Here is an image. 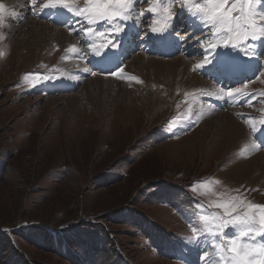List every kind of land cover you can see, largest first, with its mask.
<instances>
[{
    "label": "rangeland",
    "instance_id": "rangeland-1",
    "mask_svg": "<svg viewBox=\"0 0 264 264\" xmlns=\"http://www.w3.org/2000/svg\"><path fill=\"white\" fill-rule=\"evenodd\" d=\"M79 3L84 6V0ZM154 5L155 0H133V9ZM168 5L173 15L187 11L182 0H159L160 7ZM6 9L0 27V231L14 235L42 227L52 236L65 231L70 239L56 244L68 261L17 236L15 248L26 264H211L213 257L214 264H222L215 247L226 251L241 226L209 232L200 217L223 214L213 205L234 197L264 205V125L259 122L264 119V38L213 48L216 38L204 22L207 30L198 46L192 40L202 34L184 42L193 43L197 54L170 57L158 66L152 58L146 63L134 58L126 68L131 79L87 77L73 85L74 91L45 95L37 90L58 72L54 61L67 62L62 71L74 76L77 66L64 53L74 38L31 16L19 25ZM255 13L264 15V0ZM154 15L160 16L148 12ZM121 25L90 27L109 31ZM76 41L71 44L77 48ZM176 62L182 67L174 73ZM243 62L260 67L261 77L252 81L253 73L240 74L232 80L250 83L226 92L221 81L232 76L230 65ZM203 69L211 71L202 74ZM213 97L223 98L224 107L210 109ZM233 98L246 101L229 103ZM201 107L211 111L201 117ZM230 110L238 127L224 123ZM242 242L264 244V235Z\"/></svg>",
    "mask_w": 264,
    "mask_h": 264
},
{
    "label": "snow or ice",
    "instance_id": "snow-or-ice-1",
    "mask_svg": "<svg viewBox=\"0 0 264 264\" xmlns=\"http://www.w3.org/2000/svg\"><path fill=\"white\" fill-rule=\"evenodd\" d=\"M260 0H182V7L194 16L210 25L216 42L212 44L213 48L232 47L237 48L249 41H255L264 38V15L256 16L255 8ZM33 6L35 0H32ZM79 0H46L44 9H66L75 17L83 18L88 25H94L98 22H105L110 25L126 21L132 17L133 0H84V6L78 7ZM148 12L158 14L163 19L155 21L156 24L167 26L168 22L175 19L170 5L159 6V0H155V5L147 9ZM9 15L4 3L0 2V27L5 24V18ZM153 33L161 31V28L153 27ZM92 28H88L85 35L91 36ZM99 37H104V33H98ZM0 35V39H2ZM69 53H77L76 46L67 49ZM98 53L97 49H94ZM4 53L0 52V56ZM202 68L203 65H197ZM87 71V69H85ZM122 71V69H121ZM37 80L41 79L39 74ZM119 76L120 73L116 72ZM240 92V89H236ZM207 94V93H202ZM232 97L233 93H227ZM243 95H248L243 93ZM264 125V119L259 121ZM255 131V128H253ZM216 209H222L223 214L217 213L209 217L202 215L200 220L204 222L207 231L213 229L218 233L228 224H238L241 230L237 238L228 241L227 249L224 246L217 245V250L221 253L223 264H264V244L242 242L245 237H255L264 235V205L248 203L240 197H234L232 200L224 203H215ZM243 209V211H241ZM249 249H259L252 255H247Z\"/></svg>",
    "mask_w": 264,
    "mask_h": 264
},
{
    "label": "crops",
    "instance_id": "crops-1",
    "mask_svg": "<svg viewBox=\"0 0 264 264\" xmlns=\"http://www.w3.org/2000/svg\"><path fill=\"white\" fill-rule=\"evenodd\" d=\"M79 4L80 3H78V5ZM57 12L59 13V16L53 17V21L55 23V25H53V27L64 29V30H66V32L69 35H71L72 31L71 30L69 31L65 27V25L68 22V20L73 16V14L68 12L66 9H62L61 11H57ZM186 16L192 22L194 29H199L200 27H202L203 30L206 29L204 22L201 21L198 16H194L186 10H179L178 12H176L174 14L175 19L169 21L167 26H162L160 24H156L155 23L156 20L163 19V18H162V16L154 15L155 19H154V23L152 24V28L153 27L161 28V34L163 36L162 38L165 40V46L173 45L174 40L177 44L184 43L185 39H187L186 41L189 42V39L192 36V34L190 32L183 30L181 33L180 32L175 33L172 31L173 29L180 27V26L183 28L189 27L188 25H185L186 22H185V24H183L184 23L183 21H184ZM149 17L150 16H148L147 10H141V9H135L134 8L132 10V17L129 20L121 21V24H122L120 26L121 30L114 34L116 40H118L120 37H125L129 33H132L135 31L138 32V30L145 29V24H146V21ZM60 24L63 25V28L60 27ZM191 26L192 25H190V27ZM205 34L206 33H203V35H205ZM197 36H199V33L197 34ZM88 37H90L94 41H96V38L98 37V35L97 34H91V36H88ZM201 38H204V37H201ZM198 39H199V37L197 38V40ZM56 43H58V42H56ZM71 46H73V45L69 44L68 47L66 48V50L64 52L65 58L67 60H74V61H77L78 63L82 64L81 60L78 58L77 53L67 52V49ZM94 49H97L98 53L96 51H94ZM133 50L130 51V53H132ZM92 54H93L94 61L100 66V68L103 72V74L97 75V76L102 77V78H109V79L110 78H116V79H131V78H133V75L131 73L127 72L126 68H127L128 63H130L134 58L143 56L146 60H148L147 58H155V59L164 60V59H161L160 57L149 55L147 52L139 51L137 53H134L132 55L131 59H129L127 61V63L125 64L121 59L122 56L124 55L121 48H119L118 46H116L114 48H108L107 46L102 47L101 45H99L97 43H94L92 46ZM54 62L59 65V70H58V72H56V74L58 76L57 83L58 84L61 83V85L72 84L66 80L65 75L62 71V68L67 69L68 65L65 66L64 63H62L58 60L54 61ZM114 68H118V72L120 73L119 76L115 75V73L113 71ZM85 69H86V67L84 69H81V70H76L74 72V76H79V74H83L86 71ZM121 69H122V71H121Z\"/></svg>",
    "mask_w": 264,
    "mask_h": 264
},
{
    "label": "trees",
    "instance_id": "trees-1",
    "mask_svg": "<svg viewBox=\"0 0 264 264\" xmlns=\"http://www.w3.org/2000/svg\"><path fill=\"white\" fill-rule=\"evenodd\" d=\"M20 231L21 230L15 232L14 235L12 234V232H8V230L0 231V263L1 264H26L27 263V260L24 257V255L21 254L15 248V239L17 236L21 237L23 241L30 243L32 246L36 248L37 247H40L42 249L50 248V251H52L53 253H56L59 256H62L68 261H70L69 258H67L66 255H64L61 252L60 249H56V244H58L60 240H64V241L70 240L69 237L65 236L64 234L65 231H61L56 236H52L42 227L40 228L35 227V228H30V229L26 228V231H23V232H20ZM70 244H73L74 246H76L74 242L69 243V245ZM87 247L90 249H95L94 244L92 246H88L87 244ZM120 263L121 262L119 263L116 262L115 264H120ZM29 264H32V262H30Z\"/></svg>",
    "mask_w": 264,
    "mask_h": 264
},
{
    "label": "bare ground",
    "instance_id": "bare-ground-1",
    "mask_svg": "<svg viewBox=\"0 0 264 264\" xmlns=\"http://www.w3.org/2000/svg\"><path fill=\"white\" fill-rule=\"evenodd\" d=\"M5 2V5L9 8V11L10 12H13V14H16V15H14L13 17H11V18H13V19H15V20H17L16 21V23L17 24H19V25H22V24H20L21 22H23V20L26 18V16L28 15V12H26V11H29L28 10V6H27V9L25 10V4H26V2H27V0H5L4 1ZM16 4H19V6L17 7L18 8V13H16L15 12V9H17V8H15V5ZM20 11V12H19ZM19 14H21L20 16H21V19L19 18ZM37 22V21H36ZM37 24H38V22H37ZM36 24V25H37ZM39 25V24H38ZM41 27H42V25H41ZM56 28V27H55ZM58 29H60L61 30V33L60 34H62V31H64V29H61V28H58ZM51 30H53V29H51ZM55 31V30H54ZM42 32V31H41ZM56 32V31H55ZM38 33V32H37ZM44 35V34H43ZM57 35H59V34H57ZM69 35V34H68ZM63 38L65 39V40H67L68 39V37H67V35H66V33H63ZM62 38V36H61V40L63 39ZM70 39V38H69ZM74 40V39H73ZM73 40H72V42H73ZM56 41V40H55ZM69 40H67V42H68ZM66 42V41H65ZM66 42V43H67ZM71 42V40H70V44L72 43ZM77 42V41H76ZM60 43H61V41H60ZM65 44V43H64ZM77 45L79 44V43H76ZM67 48V47H66ZM77 48H81V46H79V47H77ZM31 56H33V55H31ZM30 56V57H31ZM29 57V58H30ZM32 58V57H31ZM56 59V58H55ZM135 59H137L138 61H140V63H146L148 60H146L143 56H141V58L139 57V58H135ZM134 59V60H135ZM148 59V58H147ZM65 60V59H64ZM133 60V61H134ZM175 60V59H174ZM178 60H179V58H178ZM177 60V61H178ZM152 61H154L155 62V64L158 66L161 62H163L164 60H160V59H155V58H152V60H150V62H152ZM156 61H158V62H156ZM173 61V60H172ZM65 62V61H64ZM69 62V61H68ZM171 62V61H170ZM67 62H65L64 64H66ZM71 65H74L75 67L77 66V70H81V69H84L85 67L82 65V64H80V63H78L77 61H74V60H70V62H69ZM139 64V63H138ZM67 65V64H66ZM65 65V66H66ZM143 65V64H142ZM148 65V64H147ZM146 65V66H147ZM161 65V64H160ZM144 66V65H143ZM73 67V66H72ZM151 67H152V65H151ZM164 67V66H163ZM166 67V66H165ZM182 66H181V62H176V63H174V68H173V70L172 71H174V73H176V71L178 72V70H180V68H181ZM188 67V66H187ZM139 68V67H138ZM146 67H144V69H145ZM149 68V67H148ZM148 68H147V71H148ZM185 68V67H184ZM74 69V68H73ZM140 69H142V68H140ZM67 71V70H66ZM152 71V70H151ZM157 71H160V67H158V69H157ZM188 71V70H187ZM184 72V71H183ZM173 73V72H172ZM195 75V74H194ZM98 77V76H97ZM197 77V76H196ZM66 78V80L68 81V82H70V83H75V82H77V81H79V80H82L79 76H73V75H71V74H69L68 75V77H65ZM98 78H100L99 79V81L101 80V78L102 77H98ZM199 78V77H198ZM103 79V78H102ZM196 79V78H195ZM194 80V79H193ZM198 80H200V79H198ZM102 81V80H101ZM196 81V80H195ZM207 84V86H210V87H212V85L211 84H209V83H206ZM205 84V85H206ZM199 85V84H198ZM202 85V84H201ZM219 92V91H218ZM221 94V93H220ZM217 95H218V93H217ZM217 100H218V98H217ZM213 106V105H212ZM212 106H211V108L210 109H212ZM214 107V106H213ZM201 108L203 109V111H201L200 112V110H201ZM200 108V110H199V116H201V115H205V112H209V111H211V110H208L206 107H201ZM215 111V110H214ZM215 112H217V111H215ZM231 112H233V110L231 111H228L227 112V115H226V118H225V122L224 123H228V126H234L235 124H236V126H237V123L238 122H236L235 121V119H234V117H232L231 116ZM203 116H201V117H203ZM236 122V123H235ZM204 127V126H203ZM225 127H227V125L225 124ZM238 127V126H237ZM241 127V126H240ZM232 128V127H231ZM234 129H236V128H234ZM242 129V128H241ZM237 132V131H236ZM240 133V132H239ZM233 133H232V130L230 129V128H227L226 129V137L227 136H229L230 138H231V135H232ZM236 134V133H235ZM237 135V134H236ZM238 136V135H237ZM232 137H234V136H232ZM237 138H239V137H237ZM236 138V139H237ZM238 141V140H237ZM261 156H264V155H261ZM256 159V158H255Z\"/></svg>",
    "mask_w": 264,
    "mask_h": 264
},
{
    "label": "clouds",
    "instance_id": "clouds-1",
    "mask_svg": "<svg viewBox=\"0 0 264 264\" xmlns=\"http://www.w3.org/2000/svg\"><path fill=\"white\" fill-rule=\"evenodd\" d=\"M262 218H264V214H262ZM258 251H259V249H249V251L247 252V255H252ZM256 264H258V262H256Z\"/></svg>",
    "mask_w": 264,
    "mask_h": 264
}]
</instances>
